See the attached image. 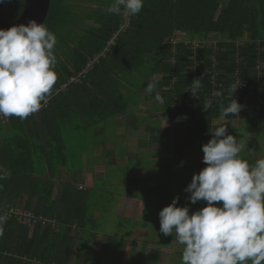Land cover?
Listing matches in <instances>:
<instances>
[{"label":"trees","instance_id":"1","mask_svg":"<svg viewBox=\"0 0 264 264\" xmlns=\"http://www.w3.org/2000/svg\"><path fill=\"white\" fill-rule=\"evenodd\" d=\"M89 1L95 4L50 0L43 23L58 40L54 48L58 79L49 105L23 120L15 116L0 120V168L11 172L8 179L0 180V208L28 210L54 219L59 226L58 231L45 226L39 235L40 224L30 228L15 218L7 220L0 237V264L33 260L66 264L76 235H70L71 227H80L85 217L79 210L69 214L64 202L74 191L73 183H60L53 196L55 183L40 180L44 173L39 169L45 167L49 176L66 165L65 131L79 132L109 117L126 115L127 102L119 90L125 77L139 87L156 82L151 93L164 98L163 116L188 122L195 141L211 139L218 118H238L253 134L264 124V0H144L140 13L127 17L123 29L125 16L107 10L112 0ZM23 5L24 0H0V24L17 19ZM211 33L219 37L202 48L183 42ZM175 34L181 42H170ZM212 71L217 72L216 85ZM79 73L78 81L69 82ZM138 73L143 75L140 81ZM197 78L202 86L194 108L189 88ZM238 80L246 86L235 97L232 88ZM62 84L66 88L54 92ZM216 91L222 96L214 97ZM231 98L242 108L235 116L224 117L221 105L227 107ZM209 101L211 107L205 109ZM245 160L250 165L257 161ZM54 250L64 260L58 261Z\"/></svg>","mask_w":264,"mask_h":264},{"label":"clouds","instance_id":"2","mask_svg":"<svg viewBox=\"0 0 264 264\" xmlns=\"http://www.w3.org/2000/svg\"><path fill=\"white\" fill-rule=\"evenodd\" d=\"M144 0H112L108 12L136 16ZM58 40L44 23L0 29V116L28 118L43 107L58 79L54 48ZM195 96L201 79L193 80ZM232 88V94L236 90ZM156 89L149 83L148 91ZM214 97H221L216 91ZM155 99L163 103L157 92ZM211 107V101L204 108ZM242 108L235 99L221 105L224 117L235 116ZM186 118V117H185ZM212 138L202 145L206 167L193 174L185 191L187 199L206 206L189 213L187 206H176L178 197L159 212L160 232L174 235L183 246L181 264H264V159L254 165L241 158L246 142L227 133L226 123L214 128ZM10 170L0 168V180ZM215 202H222L217 206ZM7 214L0 215V237L4 235Z\"/></svg>","mask_w":264,"mask_h":264},{"label":"rangeland","instance_id":"3","mask_svg":"<svg viewBox=\"0 0 264 264\" xmlns=\"http://www.w3.org/2000/svg\"><path fill=\"white\" fill-rule=\"evenodd\" d=\"M71 2L78 6L95 4L89 0H71ZM206 37L214 40L219 36L211 33ZM144 72L145 66L142 70V73ZM141 77L143 78V75L139 74L137 80L140 81ZM129 79V76L125 77L119 85L122 97L127 102L126 115L109 117L97 127L90 126L79 132L73 129L63 133L67 155V163L63 169L76 178H84L83 172L87 178L96 171L104 173L105 179L95 178L88 181L93 189L89 192L87 203L91 207L90 211L95 210L99 217L96 221L97 226L102 221L108 222L111 226L107 227L108 234L122 239L131 236L129 230L135 231L137 235L145 231L149 237L151 234L153 240H159L160 237L165 245L166 242L172 243L169 246L174 251V261L179 260V252H182L183 246L177 242L175 234L165 237L160 232L158 214L163 207L172 202L174 197L179 198L176 206H187L190 214L206 206L203 200L192 204L187 199L189 193L185 189L191 182L193 174H198L206 167L202 161V145L209 139L194 141L199 152L194 151L192 147L187 148L185 155L189 158H183L182 155L176 157L171 151L163 154V149L169 144L166 141L171 137V146L174 147V143L177 142L176 132H179L184 124L181 121L175 122L170 117H164L160 112V102L148 91V86L139 87L140 83L131 85ZM155 112L160 113L155 114ZM214 122L218 126L226 123V134L246 142V148L240 153L241 158L264 159V124L258 125V134H253L247 131L246 124L238 118H218ZM184 123L189 127L188 122L184 121ZM139 125L148 128L144 129ZM187 131L182 137L187 136L193 141L194 133ZM154 136H159V140L154 141ZM140 139L142 143L139 142ZM108 140L114 143L115 149L110 150V146L106 143ZM113 158L115 162L112 161ZM193 159L202 167L201 169L193 168ZM165 182L166 192L169 191L171 194L163 199L162 187ZM126 194L143 198L145 203L134 218H123L122 214L113 216V206H117L118 198ZM144 223L146 226L142 228ZM116 224H121L120 230L115 231ZM160 233L161 236L158 235ZM137 238L136 236L134 239Z\"/></svg>","mask_w":264,"mask_h":264},{"label":"crops","instance_id":"4","mask_svg":"<svg viewBox=\"0 0 264 264\" xmlns=\"http://www.w3.org/2000/svg\"><path fill=\"white\" fill-rule=\"evenodd\" d=\"M160 112H155V114H158ZM181 123L184 124L181 126V130L179 132H176V130H174V132H176L175 139L177 136L179 139L178 142H173L174 147L171 146L172 138L170 137L168 141H166L169 142V146L167 145L165 149L162 148L164 151L163 154H165V152L171 151V153L174 152L176 154V157L182 155L183 158H189L186 157L185 152L187 151V148L190 147H192L194 151L196 150L194 142L195 139L193 141H190L189 137H182V135L185 136V134H187V126L185 125L184 121H181ZM125 124L128 123L125 122ZM140 126H143L144 129L148 128L144 125H139V127ZM137 128L138 127H135V129ZM181 138H183V140ZM158 140L159 136H154V141ZM139 142L142 143L143 141H141L140 139ZM106 143L110 146V150L116 148L113 146L114 143L111 142V140H108ZM197 151L199 152V150H196V152ZM112 161L115 162L116 160L113 158ZM63 167L64 166L59 165L57 171H51L55 172V175L49 173L48 176L45 173V167L40 166L39 171H41V173L43 172L44 175L39 179H48L55 183L53 187V196L56 195L58 187H60V183L72 182L74 191H69V194L65 198L64 202L69 207V214H73V211L78 212L79 210V213L82 215V217H85V222L79 225L80 227H71L70 235H73L74 233L76 235L73 239V246H71L72 250L69 254V257H66V264H181L182 252H179V260L174 261V251L172 247L169 246L172 243L166 242L167 245H165L164 241L160 237L159 240H153L151 238V234L149 237L145 231H142L140 234L137 235L135 231L129 230V233L131 232V236L127 237L126 239H122L120 237L108 234V232L106 231L107 227H111L109 226L108 222L106 223L102 221L101 223H99L100 225L97 226L96 221L99 217L95 213V210L92 212L90 211L91 207L87 203V199L90 195L89 192L93 189V187L88 181L94 180L95 178L100 180L105 179L106 177L104 173L96 171L93 172V175L91 176L92 178H87L85 173L83 172L84 178H76L74 175L70 176V173L66 172ZM193 168L201 169L202 167L198 165V163H196V161L193 159ZM165 184L166 182L164 183V187H162L163 199L167 195L171 194L169 191L166 192ZM114 197L116 198V196ZM144 203V199L136 195H123L121 196V198H118L117 206H113L112 215L115 216L122 214L123 218H134L137 215L142 204ZM215 203L217 204V206L221 205V202ZM160 206L161 208L163 207L161 204ZM85 213L86 215H84ZM104 215L107 216V214ZM158 224V228L160 230V221ZM145 226L146 223H144L142 228ZM120 228L121 224H116L115 231H117V229L120 230ZM58 230L59 226L57 225L55 226V231ZM43 231V227H41L39 235H42ZM158 235L161 236V233ZM136 236L138 238L134 239ZM147 236L148 239H146ZM67 254L68 253H66V256ZM53 256L58 261L64 260L63 258H60L62 256L60 255L59 251L57 252L54 250ZM31 264H39V262L37 260H33Z\"/></svg>","mask_w":264,"mask_h":264},{"label":"built area","instance_id":"5","mask_svg":"<svg viewBox=\"0 0 264 264\" xmlns=\"http://www.w3.org/2000/svg\"><path fill=\"white\" fill-rule=\"evenodd\" d=\"M127 25H128V19L125 16V21L123 22V24L121 26V29L125 28ZM211 41L215 42V40H211L210 38H208V37H206V36L203 35V36L197 37L195 39H192L191 41L190 40L189 41L188 40H185L183 42L185 44H188V43L191 44V46L194 49H196V48L198 49V48H202L206 43H209ZM170 42L176 43V42H181V40L175 34V35H172L170 37ZM96 59H97V56L94 57L93 60H91L88 63V65L86 66V68L84 69L83 72H86V70L91 67V64ZM213 64H214V62H213ZM81 74L82 73H79L77 76L70 77L69 78V82H71V81H78L79 80V77L81 76ZM216 75H217V72L216 71H212L211 72V78H212L213 85H216V80H215L216 79ZM236 84H239V85L237 86L236 90L234 91V96L235 97H238L239 90L242 87L246 86V83L240 82L238 80L236 82ZM65 88H66V84H62L60 86V88L59 89H55L54 92H58L59 90H63ZM193 88H194V83L190 86L189 89H193ZM51 97H52V94H51L50 97H47L46 98V101L45 102H42L43 103V107L42 108H46L49 105V102H50ZM189 99L192 102V105L194 106V108H197V104H196L197 103V99H198L197 89L195 90V96L193 94H191V96H190ZM175 105H177V104H175ZM7 119H8V117L0 116V120H2V121H6ZM0 213L1 214H7L8 215V220L9 219H12V218H15L17 221H19L20 223H22V224H24V225H26V226H28L30 228H34L38 224H40L42 227L49 226V225L50 226H57V223H56V221L54 219H50V218L44 217L42 215H36L33 212L28 211V210H24V209H18V208H15V207H10L8 209H2V208H0Z\"/></svg>","mask_w":264,"mask_h":264},{"label":"water","instance_id":"6","mask_svg":"<svg viewBox=\"0 0 264 264\" xmlns=\"http://www.w3.org/2000/svg\"><path fill=\"white\" fill-rule=\"evenodd\" d=\"M49 3L50 0H24L23 9L18 18L10 24H0V29L7 30L14 25H27L32 20L43 23L48 12Z\"/></svg>","mask_w":264,"mask_h":264}]
</instances>
